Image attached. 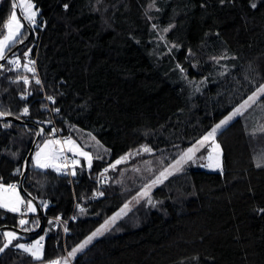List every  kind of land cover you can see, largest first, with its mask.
<instances>
[{"label":"trees","instance_id":"trees-1","mask_svg":"<svg viewBox=\"0 0 264 264\" xmlns=\"http://www.w3.org/2000/svg\"><path fill=\"white\" fill-rule=\"evenodd\" d=\"M32 1L38 16L31 38L26 41L27 25L23 43L6 54L21 44L11 56H23L38 33L45 91L31 72L0 62V112L26 121L0 118V183H19L37 118L48 114L45 94L61 108L63 129L94 158L90 167L85 161L75 165L73 186L62 172L33 167L32 157L26 193L18 188L47 207L42 222L37 209L23 226L18 214L0 209V247L6 225L39 228L20 232L0 252V264L62 257L264 83V0ZM13 2L0 0V38ZM22 77L31 80L29 86ZM28 90L29 98H22ZM260 101L264 112V95ZM27 104L31 115L22 114ZM47 136L49 130L36 149ZM89 136L104 149H92L84 138ZM217 138L222 171L190 167L169 176L71 264H264V133L249 130L240 116ZM124 156L127 161L110 168L105 196L79 212L64 236L65 221L55 226L54 217L69 218L75 196L92 189L95 171ZM40 235L42 258L15 247Z\"/></svg>","mask_w":264,"mask_h":264},{"label":"rangeland","instance_id":"rangeland-1","mask_svg":"<svg viewBox=\"0 0 264 264\" xmlns=\"http://www.w3.org/2000/svg\"><path fill=\"white\" fill-rule=\"evenodd\" d=\"M28 3H29V0H24V4H23V6H21L20 0H18V4H19L18 7H19V10L21 12V14H20L18 9L15 8V11L17 13V18L18 19H20L21 16L24 14V10L25 9H27L29 12H31V11L37 12L34 2L32 0H30V3L33 5V7L31 9H28ZM37 16H38V12H37V15L35 17L36 24H37ZM21 22L24 24V28L21 29V31L23 32L25 30V28L27 27V25L29 26V24H28V22L23 21V20H21ZM36 24H35V26H36ZM34 27H31V28L33 29ZM5 34H6V32H5ZM2 38H3V36L0 39H2ZM7 50L8 49H6L5 54H6ZM17 57L19 58L20 61H22V57L20 55H14V56H11L10 58L11 59H16ZM262 85H264V83L261 84L254 92H256ZM263 95H264V93H258V99L256 100V102L255 103H251L250 102V107H246L245 109H242V111H243L242 117L245 119L249 130H251L252 132L264 133V114H263L264 112H263V106H262L261 101H260V99H261V97ZM243 102H241L235 108L239 107ZM235 108H233L229 113H227L221 120H224L226 117H228L235 110ZM240 116L241 115H237V116L233 117L231 120H229L225 125H222L221 128L218 129L217 132L214 134V137L210 138L208 141L205 142V145L203 147H201L199 149V151H197L196 154H195V157H196L195 163H193L191 161H189L188 163H183L182 165L178 166L180 170H178V171L170 170L171 174L168 175L167 178L169 176L173 175V174L183 172L185 169L190 168V167L203 168V169H207V170H221L223 168V149H222L221 144H220V142H219V140L217 138V134H218L219 131H221L223 128H225L227 125H229L233 120H235L236 118H238ZM221 120H219L217 123H215L212 128H214L217 124H219ZM211 129L208 132H210ZM207 133H205L204 135H206ZM203 136H201L198 140H200ZM84 138H85V141L87 142V144H90L92 146V149H94L95 151L98 150V149L99 150L104 149V147L102 146V143L97 138H95L94 136L93 137L89 136L87 139H86V137H84ZM45 140H57V138L54 135H49V136H47L45 138ZM45 140H43L38 145V147L35 150V152L39 151L42 148H45V145H44V141ZM71 140L75 142V145H71V144L65 143V146H67V148H69V147H73L74 148V151H72V154H73L72 156H73L74 161H78V163H74V164L75 165L82 164L83 161H85L87 166L89 167L87 159L84 156L80 155V152L83 151V152L90 153V155H91V165H92L93 158H94L93 150L87 148L85 145L82 144L81 141H79L75 137L71 138ZM217 144L219 145V148L215 147V145H217ZM76 146H78V148H76ZM209 147L214 149L212 151V161H211V163H212L213 166L211 168L201 166L202 164L208 163L207 160L198 159V157L207 154V150L209 149ZM60 148H63V152H64V144L63 143H61L59 145H49L48 148L45 149V152H48V151L53 150V149H60ZM185 150H183L181 152V154H179L176 159L172 160L169 164H167L166 166L161 168L158 171L157 175L152 180L147 182L145 185L151 184V182L159 175L160 171H162L164 168L168 167L169 165L174 164L175 161L180 158V156L184 153ZM35 152H34V154H35ZM62 153L53 162V166H50L48 168H52V169H54L56 171L62 172V170L64 168L62 162L60 161V157H61ZM33 157H34V155H33ZM122 158H124V159L122 160L121 163H123V162L128 160V156H124ZM120 159H118V160H120ZM146 164H145V167H146L147 170L153 169V165L151 164L150 161H148ZM217 165H219V167H217ZM108 167L110 169L111 165L108 166ZM131 167H133V165ZM57 169H59V170H57ZM0 184H3V186H4L3 190H2V195H3V197H4V199L6 201H14L17 196L20 197L23 201H25L24 204H19L18 205V207L21 210L19 213H14V212H12V213L18 214L19 217H20V220L24 219V220L28 221L29 215L33 214V213L32 212H26V210H23V206H25V208H26V202L29 200V198H26L22 194L21 190L18 188V184L19 183H17L16 185L8 184V183H0ZM158 184H160V183H158ZM158 184L152 185L150 188L147 189V192H148L147 196L138 195L139 193H143L145 191V185H144L142 187V189L139 191V193L136 194L133 198H131L125 204V205H127L126 208H125V205H123L118 211L113 213L109 217V219L107 221H105L102 225H100L95 231H93L92 233L87 235L72 250H68L62 257L54 259V261H58L59 264H71L72 260L74 259L75 256H77L80 252H82L85 248H87L92 242H94L99 236H101L109 228H111V226H113L121 217H123L136 203H138L140 200H142L144 198L151 197V193H152L153 189ZM9 185H14L15 189L13 190L12 188H9L8 187ZM33 205H35L34 202H33ZM36 211H37V207H36ZM9 212H11V211H9ZM23 213H26V214H23ZM117 214H119V215H117ZM113 217H115L114 220L112 219ZM106 222H108V223L106 224ZM6 232H15L17 234L18 238H20L22 236V234L19 231H16V230H13V229H7V230H5V233ZM93 233H96V234L93 235ZM17 237L11 238V243L14 242V241H17L18 240ZM41 237H43V240H40ZM89 237H91V240H89ZM9 239L10 238L5 235V244L8 243ZM44 239H45V236L44 235H40V236H37L36 238L30 240V241L29 240H19L18 244H24L26 246V248L23 249L24 251H26V252H28V253H30L32 255H33L34 252H36L37 255L40 258H42L44 256ZM37 241H40L39 245L36 244ZM86 241H87V243H85ZM11 243H9V244H11ZM33 245H35V247H31ZM81 245H83V247H81ZM74 249L76 251L73 253V255H69V253H72ZM34 257L36 258V256H34ZM50 262H52V260L49 261V262H46L45 264H50Z\"/></svg>","mask_w":264,"mask_h":264},{"label":"snow or ice","instance_id":"snow-or-ice-1","mask_svg":"<svg viewBox=\"0 0 264 264\" xmlns=\"http://www.w3.org/2000/svg\"><path fill=\"white\" fill-rule=\"evenodd\" d=\"M221 2H223V0H221ZM20 4L21 6H23L24 4V0H20ZM253 8L256 7L255 4L251 5ZM17 7V4L14 0L13 2V9H15ZM33 7V5L30 3H28V9H31ZM64 8L67 9L68 5L65 4ZM37 12L35 11H31L29 12L27 9L24 10V14L21 16L20 19L17 18V13L14 10L11 14L10 19L8 20V22L4 25V27L6 28V34L3 35V38L0 39V61H5L7 64H15L17 66H19V58L17 57L16 59H9L8 57H6L5 55V51L6 49L11 48L12 46H14L16 43H23L25 37H26V31L22 32L21 29L24 28V24L21 22V20L28 22L30 27H34L36 24V17ZM31 51V49H28V51H26L24 53V56L27 57L29 52ZM32 63L34 64L35 62L32 61ZM4 67L3 64H0V69H2ZM24 67L30 71L33 72L34 69L33 68H28L27 64L24 65ZM23 80V82L25 84L29 83V80L27 79V77H22L21 78ZM36 84H41V81L39 79H37ZM258 93H264V85H262L256 92H253L252 95L248 96L246 100H244V102L237 108H235V110L228 116L226 117L224 120H221L219 124H217L214 128L211 129L210 132H208L206 135H204L200 140L195 141L188 149H186L184 151V153L180 156L179 159H177L175 161L174 164L169 165L168 167L164 168L162 171L159 172V175L151 182V184L145 185V191L143 193H139L138 195H144L147 196L148 192L147 189L150 188L152 185L158 184V183H163V180L167 178L168 175L171 174L170 170H180L178 166L182 165L183 163H188L189 161L195 163V154L197 151H199V149L201 147H203L205 145V142L208 141L210 138L214 137V134L217 132L218 129L221 128L222 125H225L229 120H231L233 117L237 116V115H243V111L242 109H245L246 107H250V102L251 103H255L256 100L258 99ZM22 98H26L23 97ZM47 100L51 101L53 104H55V98L53 96H48ZM56 112H59V109L56 108L55 109ZM29 113V109L27 107H25L22 111L23 115H27ZM5 117V113L0 112V118H4ZM17 119H19V117H17ZM48 123H51L50 121ZM58 130L55 127H51L49 130V135H55L56 132ZM44 132L43 128H40L39 131L36 133L37 135H42ZM64 143L67 144H71V145H75V142L71 140L70 137L66 138ZM61 144V141L59 139L57 140H45L44 141V145L45 148L40 149L39 151L35 152L33 160H32V166L40 169V170H44L50 166H53V162L59 157V155L63 152V148L60 149H53L50 150L48 152H45V149L48 148L49 145H59ZM216 148H219V145H215ZM76 148H78V146H76ZM145 152H151L152 150L150 148L144 147L142 149ZM214 149H212L211 147H209V149L207 150V154L206 155H202L200 157H198V159L200 160H207L208 163L206 164H202L201 166L203 167H209L211 168L213 165L211 163L212 161V151ZM68 151L72 152L74 151L73 147H69ZM138 152L140 150H137ZM80 155L84 156L87 161H88V165L89 167L91 166V155L88 152H80ZM124 158H121L120 160H117L113 165H111V167H115L117 164H120L122 162ZM74 163H78V161H73ZM28 162L26 161L25 164H27ZM260 165L257 164V167H259ZM217 167H219V165H217ZM59 170V169H57ZM105 171H107V169H105ZM222 171V169H221ZM21 169L17 168L16 169V173H20ZM73 175H75V172H72ZM2 179V178H0ZM3 184H0V209H6L8 211L14 212V213H19L21 210L18 207L19 204H24L25 201H23L20 197H16V199L14 201H6L2 195V190H3ZM9 188H12L13 190L15 189L14 185H9ZM100 195H103V193H100ZM30 196V194H29ZM149 203H152V201L149 199L148 201ZM42 208H46L47 207V203L43 202L40 205ZM127 207V205H125V208ZM81 211H84L83 209H81ZM262 212H264V209H261ZM26 212H32L35 213L36 212V206L33 205L32 199H29L26 202ZM26 214V213H23ZM119 215V214H117ZM57 221H59L60 217L56 218ZM113 220L115 219V217L112 218ZM29 222L27 220L21 219L19 221V224L21 226L28 224ZM38 223V221H37ZM52 221L49 220V224H51ZM108 222H106L107 224ZM67 230V229H65ZM99 231V230H98ZM96 233H93V235H95ZM4 235L8 236L10 239L8 241V243L4 244L3 247H0V252H2L4 250V248L8 247V244L11 243V238L13 237H17V234L15 232H6L4 233ZM18 238V237H17ZM40 240H43V237L40 238ZM89 240H91V237H89ZM40 241H37L36 244L39 245ZM87 243V241L85 242ZM15 247L21 248V249H25L26 246L24 244H17L15 245ZM31 247H35V245L31 246ZM81 247H83V245H81ZM76 250L74 249L72 253H69V255H73V253ZM33 256H36V258H40L36 252L33 253ZM50 264H59L58 261H52L50 262Z\"/></svg>","mask_w":264,"mask_h":264},{"label":"built area","instance_id":"built-area-1","mask_svg":"<svg viewBox=\"0 0 264 264\" xmlns=\"http://www.w3.org/2000/svg\"><path fill=\"white\" fill-rule=\"evenodd\" d=\"M38 33H36L35 37L33 38L32 42L30 45H28L25 50L23 51V56L22 57V61L19 60V66L13 64L14 68L17 69H24L27 72L28 71L24 65L27 64L28 68H33L34 71L31 72L34 76L33 79L37 80L39 79L41 81L40 87H41V91H45L44 86H43V80H42V76L40 74V70H39V65H38V56H39V39L40 37H38ZM37 46V48H35ZM28 49H31V51L29 52L28 56L25 57L24 53L26 51H28ZM32 61H34L35 63L33 64ZM29 80V78H27ZM31 80H29L30 82ZM30 83L27 84V86H29ZM31 95V93L29 92V90L26 92V99L29 98V96ZM48 95L45 94L44 95V99L47 101V105H46V109L48 112V114H46L45 116H40L37 118V122L36 124L38 126H42L44 127L45 130H50L51 127H55L58 131L56 132V134L54 136H56L57 139H59L61 141V143L64 144V152L62 153L61 157H60V161L63 164V170L62 173L63 175H65L69 182L74 186L75 182L77 181L76 178V171H75V164H74V159H73V154L72 152L68 151L67 146H65V139L70 137L73 138V134L72 132L66 131L65 129H63V127L60 125V122L58 120V116L61 114V108L59 107H53L51 101L47 100ZM25 107H27L29 109V113L27 115H31L32 114V108L30 106V104H27ZM58 108L59 112H56L55 109ZM51 123H48V122ZM105 169H107V171H105ZM75 172V175L72 174V172ZM111 180L110 178V169L108 166L103 167L102 169H99L97 171H95L94 173V184L93 187L90 191H88L87 193H85L84 195L81 196V198L79 199L77 197V195L75 196V202H74V207H73V211L70 215L69 218H65L62 219L60 218L59 221H57V217H54L56 223L55 226H57V223H59L60 221H65V225H64V236L67 235V233L69 232V224L71 221L75 220L77 218V214L79 212H82L81 209L85 210L87 205L92 202V201H96L99 199H102L105 196V186L107 183H109ZM19 185V184H18ZM100 193H103V195H100ZM23 210H26L25 206H23ZM67 229V230H65ZM54 261V260H52Z\"/></svg>","mask_w":264,"mask_h":264},{"label":"water","instance_id":"water-1","mask_svg":"<svg viewBox=\"0 0 264 264\" xmlns=\"http://www.w3.org/2000/svg\"><path fill=\"white\" fill-rule=\"evenodd\" d=\"M16 8L18 9L19 13L21 14V12H20V10H19V7L17 6ZM32 31H33V29H32L31 27H29V35H28L26 41H28V40L31 38ZM20 45H21V44H19L18 46L15 47L14 50H12V51H10L8 54H6V57L9 58V57L14 53V51L17 50V49L19 48ZM0 62H1V63H4L5 61H0ZM5 118L8 119V120H15V121H17V122H26V121L23 120L22 118L17 119V117H15V116H11V115L6 116ZM37 128H38V131H39L40 128H43V129H44V127H42V126H38ZM44 132H45V129H44ZM44 132H43V134H44ZM43 134H42V135H43ZM42 135H37V137H36V139H35V142H34V144L32 145V148H31V150H30V152H29V154H28V156H27V158H26V161H27L28 163H27L26 166H25V170H24L23 174L21 175V179H20V181H19V185H18V187H19L24 193H26V190H25V187H24V184H23V180H24V177H25L26 172H27L28 169H29V165H30L31 159H32V157H33V155H34V152H35V149H36L37 141H38V139H39ZM26 161H25V162H26ZM32 201L34 202V204L36 205V207H37V209H38V214H39V216L41 217V222H42V219H43V209H42V207L40 206V204H39V202H38L37 200H35L34 198H32ZM41 224H42V223H41ZM1 229H2V230H4V229H13V230H16V231L21 232L22 234H30V233H32V232H36V231L39 230V228L36 229L35 231L24 230V229H21V228L18 227V226H14V225H6V226L2 227Z\"/></svg>","mask_w":264,"mask_h":264},{"label":"bare ground","instance_id":"bare-ground-1","mask_svg":"<svg viewBox=\"0 0 264 264\" xmlns=\"http://www.w3.org/2000/svg\"><path fill=\"white\" fill-rule=\"evenodd\" d=\"M73 138H74V136H73Z\"/></svg>","mask_w":264,"mask_h":264}]
</instances>
